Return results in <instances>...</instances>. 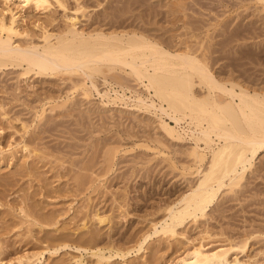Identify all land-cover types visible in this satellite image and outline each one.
I'll use <instances>...</instances> for the list:
<instances>
[{
  "label": "rangeland",
  "instance_id": "374dc122",
  "mask_svg": "<svg viewBox=\"0 0 264 264\" xmlns=\"http://www.w3.org/2000/svg\"><path fill=\"white\" fill-rule=\"evenodd\" d=\"M12 13L22 45L41 44L44 30L59 34L77 17L87 33L136 32L190 49L219 80L264 92L257 0H59L43 11L0 0V19ZM77 80L0 67V260L41 253L43 264H175L196 248L243 246L231 260L264 264V152L205 216L187 219L174 236L154 235L197 183L191 143L168 138L151 115L85 98ZM96 248L102 263L91 255Z\"/></svg>",
  "mask_w": 264,
  "mask_h": 264
},
{
  "label": "bare ground",
  "instance_id": "6f19581e",
  "mask_svg": "<svg viewBox=\"0 0 264 264\" xmlns=\"http://www.w3.org/2000/svg\"><path fill=\"white\" fill-rule=\"evenodd\" d=\"M17 1L22 7L41 11L59 2ZM17 17L12 13L9 19H0V67L19 66L24 75L35 72L76 77L73 87L85 98L97 95L103 107L151 115L168 138L191 143L197 183L168 208L165 220L154 227V235L174 236L187 219L205 216L222 190L238 187L258 154L264 152V92L219 80L207 61L190 49H168L136 32L87 33L77 27V17L59 34L44 30L41 44L22 45L17 40L25 35L19 30ZM124 77L138 87L129 86ZM98 79H102L103 90ZM150 237H143L138 251ZM242 247L218 251L196 248L175 264H243L237 257L231 260L230 255L231 250ZM90 252L98 262L107 259L103 248ZM42 258L40 253L0 260V264H43ZM75 264L83 263L77 260Z\"/></svg>",
  "mask_w": 264,
  "mask_h": 264
}]
</instances>
